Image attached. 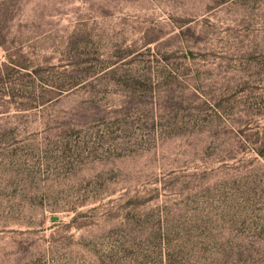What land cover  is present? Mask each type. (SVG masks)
<instances>
[{"label":"rangeland","instance_id":"1","mask_svg":"<svg viewBox=\"0 0 264 264\" xmlns=\"http://www.w3.org/2000/svg\"><path fill=\"white\" fill-rule=\"evenodd\" d=\"M0 264H264V0H0Z\"/></svg>","mask_w":264,"mask_h":264}]
</instances>
